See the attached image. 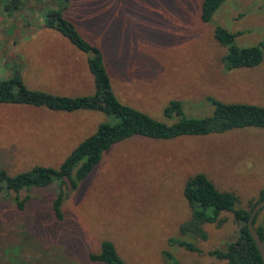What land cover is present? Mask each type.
Returning a JSON list of instances; mask_svg holds the SVG:
<instances>
[{"label": "rangeland", "instance_id": "rangeland-1", "mask_svg": "<svg viewBox=\"0 0 264 264\" xmlns=\"http://www.w3.org/2000/svg\"><path fill=\"white\" fill-rule=\"evenodd\" d=\"M67 1L64 16L100 48L120 102L165 123L176 118L164 115L171 100L181 102L187 117L211 116L210 99L264 106V47L259 65L227 70L226 47L214 38L220 26L237 33V46L264 41V0H225L208 22L200 18L202 0ZM60 2L0 0V80L17 70L30 89L95 91L88 54L44 24ZM112 121L96 110L0 103V170L58 168L100 123ZM197 172L248 207L264 189V128L117 142L75 189H65L61 218L52 208L56 181L3 191L0 264H105L90 258L105 240L125 264H224L215 252L238 236L231 213L221 214L220 225H204L206 239L180 232L190 216L183 186ZM257 224L264 226V208Z\"/></svg>", "mask_w": 264, "mask_h": 264}, {"label": "trees", "instance_id": "trees-1", "mask_svg": "<svg viewBox=\"0 0 264 264\" xmlns=\"http://www.w3.org/2000/svg\"><path fill=\"white\" fill-rule=\"evenodd\" d=\"M59 7L48 11L44 24L64 35L78 50L88 54L86 64L92 74L95 91L88 95H58L42 90L30 89L24 83L19 71L11 78L0 80V103L26 104L46 107L54 111L73 112L96 110L111 115L112 122L100 123L96 130L82 139L66 156L58 168L34 166L30 170L10 175L0 170V197L3 191L18 192L31 187L47 186L56 181L59 192L52 202L57 218L62 217L61 204L65 189H75L78 183L100 162L104 152L113 144L133 136L152 139H172L183 135H206L232 128L247 126L264 128V106L247 102H222L210 99L213 113L208 117H187L182 104L171 100L164 108L168 118L175 116L171 123L158 121L145 112L120 102L112 90V83L98 46L87 41L76 29L74 23L64 16L67 0H60ZM225 0H202L200 18L208 22ZM237 33L223 27H215L214 38L226 47L223 65L227 70L251 68L263 60L264 41L252 46H237ZM67 187V188H66ZM183 195L190 208L189 218L180 225V232L190 233L199 239H206L205 224H221V214L231 213L238 225L237 238L228 243L226 249L215 254L224 264H263L260 253L248 230V218L252 207L264 198V189L249 202L248 207L237 206V195L218 188L205 173L197 172L184 183ZM24 200L18 203L22 207ZM264 208V207H263ZM259 212L253 219L254 226L264 242V226L257 224ZM185 244V243H182ZM191 248L190 244H185ZM90 258L105 264H125L110 241H103L97 254Z\"/></svg>", "mask_w": 264, "mask_h": 264}, {"label": "water", "instance_id": "water-1", "mask_svg": "<svg viewBox=\"0 0 264 264\" xmlns=\"http://www.w3.org/2000/svg\"><path fill=\"white\" fill-rule=\"evenodd\" d=\"M264 207V198L261 199L260 201H258L251 209V212L249 214V218H248V230L249 233L252 237V239L255 242V245L260 253L261 259H262V263L264 264V242L262 241L259 233L257 232L254 223H253V219L255 217V215Z\"/></svg>", "mask_w": 264, "mask_h": 264}]
</instances>
